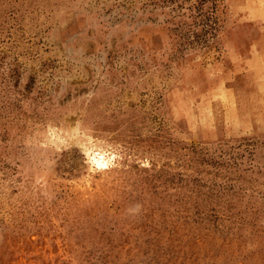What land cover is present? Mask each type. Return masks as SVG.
<instances>
[{
	"label": "rangeland",
	"instance_id": "rangeland-1",
	"mask_svg": "<svg viewBox=\"0 0 264 264\" xmlns=\"http://www.w3.org/2000/svg\"><path fill=\"white\" fill-rule=\"evenodd\" d=\"M196 1L0 0V264H264V0Z\"/></svg>",
	"mask_w": 264,
	"mask_h": 264
},
{
	"label": "bare ground",
	"instance_id": "bare-ground-1",
	"mask_svg": "<svg viewBox=\"0 0 264 264\" xmlns=\"http://www.w3.org/2000/svg\"><path fill=\"white\" fill-rule=\"evenodd\" d=\"M104 161H105V158L103 157L102 154H100L99 157L94 158V162H96L98 165H101V164L103 165Z\"/></svg>",
	"mask_w": 264,
	"mask_h": 264
},
{
	"label": "trees",
	"instance_id": "trees-1",
	"mask_svg": "<svg viewBox=\"0 0 264 264\" xmlns=\"http://www.w3.org/2000/svg\"><path fill=\"white\" fill-rule=\"evenodd\" d=\"M188 1V0H187ZM205 0H197L196 3L197 4H201L202 2H204ZM196 7V4L194 5Z\"/></svg>",
	"mask_w": 264,
	"mask_h": 264
}]
</instances>
